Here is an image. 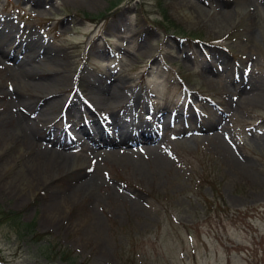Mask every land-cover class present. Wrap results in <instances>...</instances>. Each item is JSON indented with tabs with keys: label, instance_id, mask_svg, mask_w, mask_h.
I'll return each instance as SVG.
<instances>
[{
	"label": "rangeland",
	"instance_id": "374dc122",
	"mask_svg": "<svg viewBox=\"0 0 264 264\" xmlns=\"http://www.w3.org/2000/svg\"><path fill=\"white\" fill-rule=\"evenodd\" d=\"M177 1L0 0V23L23 39L39 35L64 62L70 83L61 87L68 90L61 114L78 100L82 80L107 76L124 82L123 94L140 92L143 107L185 115L162 134L169 173L134 177L85 144L66 150L71 162H86L79 172L31 194L0 187V213L19 215H0V264H264V0H191L197 22L177 11ZM9 67L0 56L1 92L15 88ZM27 68L51 79L47 66ZM84 117L70 120L79 126ZM184 117L191 127L208 120L218 140L176 137ZM87 175L90 184L68 188ZM215 176L224 202L212 198ZM113 188L126 198L111 200Z\"/></svg>",
	"mask_w": 264,
	"mask_h": 264
},
{
	"label": "bare ground",
	"instance_id": "6f19581e",
	"mask_svg": "<svg viewBox=\"0 0 264 264\" xmlns=\"http://www.w3.org/2000/svg\"><path fill=\"white\" fill-rule=\"evenodd\" d=\"M193 9L201 12L199 6L191 0L177 1V11L186 19L197 22ZM18 34L22 35L18 28L6 22L0 23V36L10 43L7 51L0 46V55L15 63L16 58L21 57L24 61L26 59L30 63L38 64V67L47 66L51 79L43 78V75L36 77L21 62L10 71L15 88L9 87L8 92L0 91V135L5 138L0 143L1 188L20 194L28 191L31 194L34 190L45 189L59 176L79 172L80 168L85 165V161L71 162L66 150L75 146L78 149L85 144H90L88 151L91 154L99 151L100 154L95 155L96 157H102L105 161L116 164L134 177L146 178L156 176L162 171L170 172L171 163L166 144L155 138V131L150 134L146 133L145 128L139 129L135 137L128 134L132 132L124 131L130 128L126 124L129 116H132L133 111L141 106L142 94L140 92L133 91L130 95L123 94L119 92V87H122L124 82L113 81L107 76L94 78L93 81L92 79L82 80L78 86L79 91L74 93V97L78 100L71 102L68 107L71 111L68 114L64 112L61 115L62 109L58 110L61 95L68 92L61 87L70 83L69 78L62 75L65 68L64 62L52 54V49L39 35L31 34L23 39ZM50 88H55V90L52 91ZM83 92L85 97H83ZM82 97L94 108L98 105H113L115 109L120 107L123 114L120 115L113 108L107 126L110 124L113 129H118L123 135L108 136L101 128L100 122H94L92 129L86 128L87 126L83 124L77 129L76 123H73L72 127L77 137L72 138L67 132L70 129L69 119L85 114L90 115L92 111L87 108L88 104L84 103ZM83 103L85 107H82ZM10 117L12 119H9ZM154 118L157 119V117ZM59 122L65 124L58 126ZM9 126L13 127V131L8 128ZM193 133L200 134L201 138H204V135L209 136V140L213 142L218 140L210 125L201 127ZM79 135H82L88 143H80L82 138ZM105 143L109 145L111 151L108 155L100 156L103 151L99 149L105 147L103 146ZM136 143L139 144L134 147ZM244 164L246 163L236 162L243 172L249 174L248 165L244 166ZM95 170L97 169L95 168L93 173ZM93 179L92 175L84 176L68 188H80L81 190L82 186L90 184ZM96 185L97 187L102 186ZM125 195L121 190L113 188L108 196L111 200L123 201L126 198ZM50 204L61 205L53 202ZM134 205H138V202L134 201Z\"/></svg>",
	"mask_w": 264,
	"mask_h": 264
},
{
	"label": "trees",
	"instance_id": "16d2710c",
	"mask_svg": "<svg viewBox=\"0 0 264 264\" xmlns=\"http://www.w3.org/2000/svg\"><path fill=\"white\" fill-rule=\"evenodd\" d=\"M6 217H3V219H5Z\"/></svg>",
	"mask_w": 264,
	"mask_h": 264
}]
</instances>
